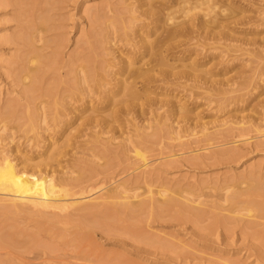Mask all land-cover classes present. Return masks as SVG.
I'll return each mask as SVG.
<instances>
[{
	"label": "rangeland",
	"instance_id": "1",
	"mask_svg": "<svg viewBox=\"0 0 264 264\" xmlns=\"http://www.w3.org/2000/svg\"><path fill=\"white\" fill-rule=\"evenodd\" d=\"M159 1L0 0V152L17 168L42 164L64 134L45 168L67 205L0 202V264H264V200L248 211L238 201L249 199H228L264 184V0L237 2L221 37L180 38L169 52V27L140 15ZM142 39L163 47V66L158 53L133 56ZM126 63L189 75L137 85L133 97L119 91L132 81ZM166 196L197 212L122 211ZM72 202L100 210L86 217Z\"/></svg>",
	"mask_w": 264,
	"mask_h": 264
},
{
	"label": "bare ground",
	"instance_id": "2",
	"mask_svg": "<svg viewBox=\"0 0 264 264\" xmlns=\"http://www.w3.org/2000/svg\"><path fill=\"white\" fill-rule=\"evenodd\" d=\"M229 1L230 3L233 2L232 6L222 7V6H219V5H222L221 3L219 4V0H161L158 2L160 3V5L158 4L159 6H154L153 4H151L152 6H150L149 9H147L146 11H143L142 13L140 12V15L141 17L148 18L150 20H153L156 17L158 23H162L163 26H168L170 28L169 29V28L163 27L164 30L167 29L165 31L167 33L164 32L166 34L164 36L165 37L164 39H166V42H164L163 47L165 45L166 49L165 47L164 49L166 50V52L167 50L169 52L170 50L174 49L173 43L180 38H186L188 40H191V39L198 38V37H203V38L221 37L220 34H216L215 32H219L221 28H225L226 27L225 25H229V24H233L237 22L238 20L237 17L239 15V11H238L239 7L236 6L237 2L246 1V0H229ZM175 7L179 8L180 10L178 9L176 13L174 12L172 13L171 10ZM169 11H170V14H169ZM171 21H177V22L176 23L172 22L171 24L172 26L170 24H167L168 22H171ZM161 30L163 32V29ZM157 31L158 29L155 28L151 36L155 35ZM160 46L161 45H159L158 43L156 44L155 42H148L142 39L141 46L135 48V52L133 56L136 59H138L139 57H141L140 59H142L145 56H152L154 55V53H158L160 56L159 55H158L159 57L157 56L158 57L157 65L158 64L162 65L165 54L162 55V53L159 52ZM156 48H159V49L157 50ZM156 59L157 58H155L154 56L153 60L156 61ZM151 63H153L152 66H155L154 62H151ZM130 65L131 63H126V65L121 68L120 75H124L125 73H127L130 70L129 69ZM158 67H155V68L157 69ZM152 68L154 67H151V69L146 68V70L137 69L138 71L135 73H133V71L130 70L132 74L130 75L128 79H131L132 81H130V83L127 82V80L120 81L119 91L130 93V95L135 97V87L137 85L140 87H145L149 83L157 82L158 80L167 79L169 76L170 77L174 76L176 78L179 76L183 77L185 75H189V72L187 70H181L177 72L176 75H169L168 73H165L162 71L155 73L154 72L155 70ZM86 78H89V77L87 76ZM87 80L88 79H85V78L81 79L82 83ZM119 108H122V107H119ZM125 110L126 109H124V111ZM120 112L121 111H117L115 113L120 114ZM44 113L43 112L41 113L42 116L38 115V113L37 115L40 117H45L46 114ZM53 117H55V115ZM88 123L89 125H93V123L95 122L89 120L87 124ZM98 126L99 124H95L92 127H98ZM160 130H161V127H159L158 130L156 131H160ZM63 135L57 136L56 138L57 140H55L50 145L44 148V150L47 149L45 154L47 152H52V151H53V154L49 158H47L46 161L44 160L45 163H42V164L29 163L30 161L26 158V160L23 161L22 167L17 168L16 165L13 163V161L7 155H4L2 152H0V202H2V204L4 202V204L5 203L12 204L14 207L15 206H18V207L25 206V208L27 207L30 209H34V210L37 209V210H42V211H47V210L49 211L58 210L59 211L60 209L65 208L67 206L66 203L64 202L66 198L65 191H63L62 189H60L59 187H56L54 184L51 183V180H50L51 176L49 177V174L51 172L47 171L45 168L46 166L50 165L49 164L50 162L54 161L53 159L56 156H59L62 154L61 151L64 146H58V145L54 146V145L56 142H59L63 138ZM147 136L148 135H145V136L143 135L142 137L145 140ZM70 138L71 137L67 138L66 142H68ZM140 140H142V138ZM146 140H148V138ZM43 154L44 152L42 153V155ZM134 156H138L142 158V155L137 150H134ZM145 165L146 164L144 163L142 166H145ZM35 174H36V178H34ZM47 178L49 180H47ZM75 182L80 184L81 181L75 180ZM83 188L84 190H86L88 189V186L83 187ZM111 194H113V191ZM108 195L110 194L108 193ZM155 195L161 197L162 194H160V192L157 191L155 192ZM117 196L118 195L116 194V196L113 195L111 197H113L112 199H114V197H116L115 199H117ZM89 197L90 195L87 198H84L82 200L88 199ZM242 198L249 199V201L239 202L238 200H243ZM251 198H259L261 200H264V184L258 181H255V180H249L247 183L246 190L242 192L240 190L239 193L235 192L233 195L231 196L229 195L228 199L231 205L236 206L237 202L235 201H238V203L239 204L241 203L242 206H245L246 209H248V211L250 210L252 211V209L254 210V208L256 209L258 206H256L255 202H250ZM122 199L124 200V198ZM125 199L128 200V198H125ZM148 202L149 204L147 202L139 203L138 206H135V207H133L132 205H124L123 206L124 210L122 211L124 212L126 211L129 214V213L136 212L137 207H138L137 209L139 208L143 209L147 207L150 209L156 208V210L158 211L175 207L183 211L197 212L193 208L185 205L186 204L185 202H183V204H180V202L178 203L175 199H173V197H167L165 200L162 201L161 205L159 204L156 207H155V204L152 203V200ZM69 206L75 208L74 210L77 209L79 212L88 213L86 214V217L92 216L94 213H97L100 210V208L98 210V207H90L84 202H72L71 204H69ZM259 207L257 209H259ZM256 212H258V210Z\"/></svg>",
	"mask_w": 264,
	"mask_h": 264
}]
</instances>
